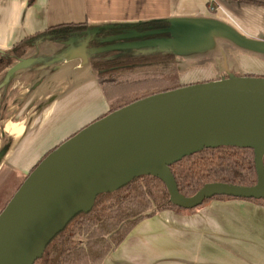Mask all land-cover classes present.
Returning <instances> with one entry per match:
<instances>
[{"label": "crops", "instance_id": "obj_1", "mask_svg": "<svg viewBox=\"0 0 264 264\" xmlns=\"http://www.w3.org/2000/svg\"><path fill=\"white\" fill-rule=\"evenodd\" d=\"M149 21L170 24L167 40L149 44L167 47L162 54L174 57L178 77L200 71L210 74L207 84L225 74H264V0H0V59L54 26L85 23L95 30ZM74 37L30 44L22 57L29 63L7 83L9 67L0 72V165L13 160L14 169L31 173L48 151L35 153L31 146L67 113L92 105L94 96L108 111L85 41ZM132 46L117 47V55ZM14 125L22 130L17 139ZM17 153L23 157L14 160ZM102 264H264V205L224 199L193 211L158 213L138 223Z\"/></svg>", "mask_w": 264, "mask_h": 264}, {"label": "water", "instance_id": "obj_2", "mask_svg": "<svg viewBox=\"0 0 264 264\" xmlns=\"http://www.w3.org/2000/svg\"><path fill=\"white\" fill-rule=\"evenodd\" d=\"M29 61L20 59L4 82ZM232 133L238 136L216 142L215 136ZM185 143L178 157L154 163L155 156ZM220 145L254 149L257 184H208L193 197L179 194L169 164ZM263 155L264 79L220 80L135 102L80 130L29 174L0 213V264H33L75 214L91 209L97 194L140 174L160 178L171 202L184 210L214 196L264 199Z\"/></svg>", "mask_w": 264, "mask_h": 264}, {"label": "trees", "instance_id": "obj_3", "mask_svg": "<svg viewBox=\"0 0 264 264\" xmlns=\"http://www.w3.org/2000/svg\"><path fill=\"white\" fill-rule=\"evenodd\" d=\"M88 31L85 23L63 24L25 38L13 47L11 55L0 59V72L12 66L14 59H22L26 48L40 39L81 35L86 41L85 50L97 82L109 103V114L140 100L188 87L179 84L173 56L120 57L116 53L117 47L167 40L170 36L168 22L114 24L95 29L89 35ZM150 68L156 69L154 76L142 79L131 74L136 69ZM254 159V149L250 146L220 145L183 156L169 164V169L179 194L190 198L208 184L254 187L258 181ZM262 161L264 167V155ZM11 199L0 201V204L5 202L2 211ZM224 199L239 198L214 196L188 211L199 209L211 200ZM241 200L264 205V199ZM164 211L186 210L171 202L160 178L152 174L134 176L113 192L97 194L91 209L75 214L64 230L46 244L41 257L33 264H102L138 223Z\"/></svg>", "mask_w": 264, "mask_h": 264}, {"label": "rangeland", "instance_id": "obj_4", "mask_svg": "<svg viewBox=\"0 0 264 264\" xmlns=\"http://www.w3.org/2000/svg\"><path fill=\"white\" fill-rule=\"evenodd\" d=\"M91 30H93V29H91ZM91 30L88 31V34ZM74 36H76V38H77L76 40H78V38L81 35H74ZM74 36H71L69 38H75ZM82 39L85 41V39L83 37H82ZM164 41L165 40H159L156 43H158V42L160 43V42H164ZM153 42H155V41H153ZM84 43L86 44V41ZM147 43L149 44V42H147ZM156 43H154V44H156ZM148 44L143 43V44H138V45H135L132 47H124V51L121 52L120 54L123 57H152L151 55L162 56V55H164L162 53L166 52V49H164V48H167L166 46H163L164 47L163 48L159 44H157V45H151V44L148 45ZM25 51H24V53H25ZM18 61H19V59H14L12 61L11 65L14 66ZM244 64L245 65H242V67L250 69L249 65L246 62H244ZM12 66H10L8 68V70ZM155 71H156L155 68L136 69L131 74L144 79V78H146V76L147 77L154 76ZM179 75H180L179 76V78H180L179 84L180 85L184 84V86L185 85L189 86L191 84L197 85V83L202 84V83H204V81L206 79L210 78V77L209 78L207 77L210 74H202V73H200V71H196V72L193 71L192 74H179ZM236 78L264 79V74H260L257 71L248 72V74H225V75L220 76L218 79H220V80L226 79L227 80V79H236ZM93 99L94 100H93L92 105H83L81 107L78 106L77 109H75L71 113H67L66 117L63 118L61 121H59L60 123H58L50 131H48L47 129H49V126L51 125V122H52L51 121L49 123L47 129H46L48 132H46L43 137H41L40 139H38L34 142V144L31 146L30 151L33 150L36 153L38 151L48 150L47 153L49 154L51 151L54 150V148L58 145L59 142L63 141L65 138L70 137L73 133H75L77 131V129L79 130V128L85 123V121L87 119H89L93 116H96L98 113H99V115H101L100 117H102L104 115L106 116L107 114H109L108 113L109 109H108V111L106 110V107L104 105V100L102 99L101 96H99L98 99H96L94 96ZM103 111L104 112L106 111V112L103 113ZM101 113H103V115ZM0 140H1L0 144H1V142H2V144H4V139L1 136H0ZM47 153L45 152L42 155V157L45 158L44 155ZM32 155L33 154L31 153L30 157ZM18 157L20 158L23 156H21L20 153H17V157L15 156L14 160ZM26 159H28V158L26 157ZM11 162L9 164L4 165V167L0 173V201L5 200V199L6 200L11 199V197L14 195V193H15L16 189L18 188V186L20 185V183L24 180V177L26 175L30 174V173H28V174L21 173V170L14 169V167H12L10 165ZM3 203L4 204H0V213L2 212V209L4 208V205H5V202H3Z\"/></svg>", "mask_w": 264, "mask_h": 264}, {"label": "bare ground", "instance_id": "obj_5", "mask_svg": "<svg viewBox=\"0 0 264 264\" xmlns=\"http://www.w3.org/2000/svg\"><path fill=\"white\" fill-rule=\"evenodd\" d=\"M21 129L18 126H13L12 127V133L14 136V139H17L19 137V135L21 134ZM238 135L236 133H232V134H225V135H218L215 136L216 142L217 143H224L226 141H230L234 138H236ZM261 137L258 136V139H260ZM186 146H188V143L185 144H181L179 146H176L174 148H171L157 156L154 157V163H158L161 160L164 159H171V158H175L178 157L182 152H183V148H185Z\"/></svg>", "mask_w": 264, "mask_h": 264}, {"label": "flooded vegetation", "instance_id": "obj_6", "mask_svg": "<svg viewBox=\"0 0 264 264\" xmlns=\"http://www.w3.org/2000/svg\"><path fill=\"white\" fill-rule=\"evenodd\" d=\"M1 141V140H0ZM3 144H2V142H1V144H0V156L2 155V154H4V152L2 151L3 150ZM4 165H6L5 163H1V165H0V173H1V171H2V169H3V167H4Z\"/></svg>", "mask_w": 264, "mask_h": 264}]
</instances>
